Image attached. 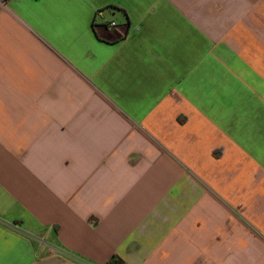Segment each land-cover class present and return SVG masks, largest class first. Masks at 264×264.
<instances>
[{"label":"crops","instance_id":"0c3cea01","mask_svg":"<svg viewBox=\"0 0 264 264\" xmlns=\"http://www.w3.org/2000/svg\"><path fill=\"white\" fill-rule=\"evenodd\" d=\"M113 255L264 264V0H0V264Z\"/></svg>","mask_w":264,"mask_h":264},{"label":"trees","instance_id":"16d2710c","mask_svg":"<svg viewBox=\"0 0 264 264\" xmlns=\"http://www.w3.org/2000/svg\"><path fill=\"white\" fill-rule=\"evenodd\" d=\"M105 264H127V263L118 255H113Z\"/></svg>","mask_w":264,"mask_h":264},{"label":"built area","instance_id":"2783aa9c","mask_svg":"<svg viewBox=\"0 0 264 264\" xmlns=\"http://www.w3.org/2000/svg\"><path fill=\"white\" fill-rule=\"evenodd\" d=\"M110 25L113 26V25H115V23L114 22H110Z\"/></svg>","mask_w":264,"mask_h":264}]
</instances>
